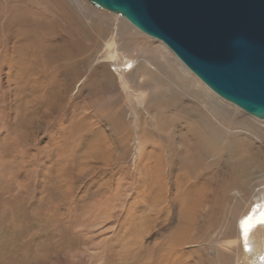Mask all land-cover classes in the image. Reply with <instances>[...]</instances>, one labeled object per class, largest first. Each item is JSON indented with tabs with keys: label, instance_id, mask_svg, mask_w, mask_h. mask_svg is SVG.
Segmentation results:
<instances>
[{
	"label": "rangeland",
	"instance_id": "rangeland-1",
	"mask_svg": "<svg viewBox=\"0 0 264 264\" xmlns=\"http://www.w3.org/2000/svg\"><path fill=\"white\" fill-rule=\"evenodd\" d=\"M32 1L0 0V146L8 145L12 156H0V210L9 208L12 199L22 206L15 208L13 223L3 210L0 212V264H141L143 254L155 251L154 243L165 245L169 241L175 244L171 250H179L189 264H243L245 260L238 256L236 248L225 250L214 242L230 232L228 221L254 199L232 206L222 172L228 165L236 174V158L253 156L255 180L264 187V119L252 117L219 97L160 40L144 34L120 14L90 0H78L79 5L74 0H34L38 6ZM7 17L14 19L10 23L13 28L6 26ZM42 21L48 28L34 26ZM38 35H43L45 43L47 37L55 47L59 43L66 59L59 58L58 63L40 60L42 56L38 57L40 52L34 44ZM22 47L34 52L35 62L28 57L23 58L30 62H19ZM108 51L113 58H106ZM126 59L136 60L135 71L121 72ZM103 64L111 79L103 84L104 89L87 92L86 77ZM148 68L153 74L147 73ZM72 69L80 72L82 81L69 89ZM185 71L203 87L188 78ZM124 79L135 84L151 79L147 86L163 94L171 92L177 103L173 108L169 104L158 110L146 109L147 114L141 111L142 120L146 117L143 130L150 140L146 145H137L132 128H125L130 136L126 144L123 142L125 129L117 122V112L123 110L126 124L139 101L121 88ZM139 93L147 101L148 90ZM194 113L203 120L206 137L198 145L192 140L193 132L199 130ZM208 129L216 132V145L209 141ZM151 144H157L163 152L162 175L158 159L148 154ZM190 144L192 150L187 151ZM154 159L158 167L153 165ZM145 173L149 175L147 185L154 179L153 188L163 184L165 199L157 206L154 217L147 210L153 219L144 234L139 210L148 205L143 199ZM193 185L200 190L184 196V188ZM220 198L221 204L216 202ZM23 225H27V232ZM250 245L257 247L258 239H251Z\"/></svg>",
	"mask_w": 264,
	"mask_h": 264
},
{
	"label": "water",
	"instance_id": "water-1",
	"mask_svg": "<svg viewBox=\"0 0 264 264\" xmlns=\"http://www.w3.org/2000/svg\"><path fill=\"white\" fill-rule=\"evenodd\" d=\"M160 40L222 99L264 119V0H90Z\"/></svg>",
	"mask_w": 264,
	"mask_h": 264
},
{
	"label": "bare ground",
	"instance_id": "bare-ground-1",
	"mask_svg": "<svg viewBox=\"0 0 264 264\" xmlns=\"http://www.w3.org/2000/svg\"><path fill=\"white\" fill-rule=\"evenodd\" d=\"M78 5H79V3H78V0H74ZM62 2V1H61ZM75 2H74V4H75ZM32 3H34L36 6H38V1L36 2V1H32ZM56 6V5H55ZM58 7V6H57ZM38 8V7H37ZM13 10H14V12H15V9L14 8H12ZM45 10V9H44ZM54 10H55V8H54ZM6 12H8L7 10H5ZM35 11V10H34ZM47 11H48V9H47ZM50 11V10H49ZM43 12V11H42ZM55 12V11H54ZM51 13H53V12H51ZM17 14V13H16ZM33 14V13H32ZM47 14V13H46ZM20 15V14H19ZM48 15V14H47ZM56 15H57V13H56ZM56 15H54V16H56ZM4 16V15H3ZM59 16V15H58ZM62 16V15H61ZM67 16V15H66ZM65 16V17H66ZM70 16V15H69ZM25 17H26V15H25ZM49 17H51V14H50V16ZM60 17V16H59ZM58 17V18H59ZM8 18V17H7ZM22 18V17H21ZM28 18V17H27ZM3 19V18H2ZM6 19V18H5ZM20 19V18H19ZM54 19V18H53ZM61 19H62V17H61ZM69 19V18H68ZM14 20V19H13ZM13 20L12 19H6L5 20V24H6V26L7 27H12V26H10V23L11 22H13ZM39 20V19H38ZM42 20V19H41ZM48 20V19H47ZM63 20H64V18H63ZM67 20V19H66ZM20 21V20H19ZM50 21V20H49ZM69 21H70V19H69ZM18 22V21H17ZM42 22H44V21H42ZM53 22V21H52ZM57 22V21H56ZM56 22H55V24H56ZM59 22V21H58ZM58 22H57V24H58ZM64 22V21H63ZM66 22V21H65ZM67 22H68V20H67ZM1 23V22H0ZM15 23H16V21H15ZM51 23V22H50ZM20 24V23H19ZM27 24H30V22H28ZM56 24V25H57ZM66 24V23H65ZM51 25V24H50ZM1 26V25H0ZM34 26H36L37 28L38 27H40L41 28V30L44 28V26H45V22L44 23H39V25L37 24V23H35V25ZM64 26V25H63ZM70 26V25H69ZM77 26V25H76ZM45 27H47V26H45ZM57 27V26H56ZM65 27V26H64ZM13 28V27H12ZM34 28V27H33ZM48 28V27H47ZM69 28V27H68ZM139 30V29H138ZM47 31V30H46ZM63 31V30H62ZM70 32V31H69ZM68 32V33H69ZM40 33V32H39ZM67 33V32H66ZM67 33V34H68ZM49 34H51V32L49 33ZM57 34V33H56ZM65 34V33H64ZM70 34V33H69ZM32 36V35H31ZM58 39H59V37H58ZM32 40V39H31ZM46 40H47V43H45L44 42V40H43V35H38V37L35 39V41H34V44L36 45V48L38 49V51L40 52L39 54H38V57L40 58V56H42V58H40V60H42L43 58L44 59H48V61H50V62H56V63H58L59 62V58L60 59H62V58H64V59H66L65 57V53H63V51L62 50H60L59 49V43H57V47H55V46H53L50 42H49V40H48V38L46 37ZM77 40V39H76ZM75 42V41H74ZM77 45H79L78 43H76ZM30 45V44H29ZM83 45V44H82ZM20 46V45H19ZM21 46H23V44L21 45ZM166 47V46H165ZM168 49V48H167ZM169 50V49H168ZM77 51H79V50H77ZM110 51V50H109ZM109 51H108V53L106 54L107 56H106V58H109V59H111V58H113V54H111V52L109 53ZM170 51V50H169ZM42 52V53H41ZM20 54H21V57H22V59L20 58L19 59V62H26V63H28V62H30L29 60H25L23 57H28L31 61H36V59L34 58L35 56H34V52L32 51V52H29V51H27L26 52V49L24 50V47H22V51L20 52ZM61 55H63V57H60ZM77 55V54H76ZM81 55V54H80ZM19 56V55H18ZM65 56V57H64ZM20 57V56H19ZM176 57V56H175ZM177 58V57H176ZM178 59V58H177ZM13 60V59H12ZM179 60V59H178ZM71 61H73V60H71ZM180 61V60H179ZM181 62V61H180ZM74 63V62H73ZM136 60H128V59H126V61H124V63H122V65H123V67H120L121 69V72H132V71H135L134 70V68L136 67ZM138 63H140V62H138ZM138 63H137V65H138ZM116 64H119V63H116ZM181 64L183 65V66H185L182 62H181ZM23 65V64H22ZM50 65V64H49ZM66 65V64H65ZM70 65V64H69ZM73 65H75V64H73ZM79 65H80V63H79ZM158 65H159V63H158ZM23 66H25V65H23ZM23 66H22V68H23ZM72 66V65H71ZM126 66V67H125ZM63 67H64V65H63ZM69 67V66H68ZM67 67V68H68ZM186 67V66H185ZM25 68H27V67H25ZM34 68H35V66H34ZM61 68V67H60ZM79 68V67H78ZM147 68V67H146ZM151 68V67H150ZM150 68H148L146 71H147V73H149V75H151V74H153L152 72H151V70H150ZM187 68V67H186ZM32 69V68H31ZM64 69V68H63ZM116 69V68H115ZM188 69V68H187ZM61 70H62V68H61ZM80 70V69H79ZM63 71V70H62ZM71 71H72V73H71ZM70 71V73H71V82H69L70 84H68L67 86H69L68 88L69 89H71L70 87L71 86H74L73 84H75V86H76V84H80L81 83V81H82V79L80 78V72L78 71V70H76V69H72ZM190 71V70H189ZM22 72V71H21ZM24 72V71H23ZM66 74H67V70H66ZM185 74H186V76L188 77V78H190V79H194V81H196V83H198V85L200 86V87H203L199 82H197V80H195V78H193V76L188 72V71H185ZM70 75V74H69ZM154 76V75H153ZM145 77H147L146 75H145ZM65 79V78H64ZM66 79H67V77H66ZM111 79V76L109 75V73L106 71V68H105V65L103 64V65H101V67H99V70H97V72H94V73H92V74H90L89 76H87L86 77V82L84 83V87H85V89L87 90V92L89 91H91V92H95L96 90L98 91L99 89H104L103 88V84H105L106 85V83H107V81L108 80H110ZM147 79V78H146ZM145 79V80H146ZM70 81V80H69ZM133 81V80H132ZM153 81H155L156 82V86H158V82L156 81V80H152V82ZM66 83V82H65ZM151 83V79H149V80H147V81H145V82H136V84L135 83H133V82H130L129 80H126V79H124V81H123V84L121 85V88L124 90V91H126V90H129L130 91V94L131 95H135L136 96V98H138L139 99V101L137 102L136 101V104H137V106H136V109H133V110H131V116H129V118L126 120L127 121V123L125 124L124 122H123V118L125 117L124 116V112H123V110H119L118 112H117V122H118V124L120 125V126H122V128H126V129H129V128H132L134 131H136L135 133H136V143H137V145H146L147 143H150V140H149V138H147L146 136H145V133H144V130H143V126H142V124L144 123L143 122V120H145V118H143V120H142V116H141V111L143 112V110H145L146 111V109H153V108H157V110H158V107H160V106H162V105H164V106H169V104H170V107H172L173 108V106H176L177 105V103H175L176 101H174L175 100V98L173 99L172 97H171V92H168V93H166V94H163L160 90H157V91H159V92H157V91H155L154 90V87H152V88H150V86H147V85H149ZM64 84V83H63ZM66 86V85H65ZM66 86V87H67ZM66 87H64V90H65V88ZM159 88V87H158ZM209 88V87H208ZM68 89V90H69ZM75 89V88H74ZM210 89V88H209ZM140 90H148V92L149 93H147V95H148V97H147V101H145L144 102V95H141L139 92H140ZM211 90V89H210ZM167 91V90H166ZM212 91V90H211ZM62 92V91H61ZM82 93V92H81ZM105 93H107V92H105ZM142 93V92H141ZM95 95V94H94ZM94 95H92V96H94ZM81 96H83V95H81ZM91 96V97H92ZM126 96H127V98L129 97V95L126 93ZM87 97V96H86ZM174 97V96H173ZM92 99H93V97H92ZM91 99V100H92ZM94 100V99H93ZM98 100V99H97ZM177 100V99H176ZM73 101V100H72ZM90 102V101H89ZM129 102H131V100H129ZM87 104V103H86ZM180 106V105H179ZM210 108L212 107V106H209ZM177 108V107H176ZM156 110V111H157ZM179 110V109H178ZM211 110V109H210ZM215 110L218 112V111H220V110H217L216 108H215ZM151 111V110H150ZM162 111V110H161ZM164 112V111H163ZM96 113V112H95ZM146 114H147V111L145 112ZM160 113V112H159ZM162 113V112H161ZM160 113V114H161ZM185 113V112H184ZM218 113H220V112H218ZM149 114V113H148ZM167 114V113H166ZM195 114V113H194ZM155 115V114H154ZM167 115H170V114H167ZM148 116V115H147ZM162 116V115H161ZM164 117V116H163ZM168 117V116H167ZM184 117V116H183ZM224 117V116H223ZM160 118H162V117H160ZM24 119V118H23ZM161 120V119H160ZM165 120V119H164ZM185 120V119H184ZM194 121L196 122V124L198 125V131L196 130V131H194L193 132V136H192V140L198 145V144H201V143H203V140H206V139H204V138H206V137H204V135H203V120H201V118H200V116H199V114H195L194 115ZM259 121V120H258ZM263 123H264V120H263ZM24 124H25V122H24ZM160 124V123H159ZM3 125V124H2ZM156 127V126H155ZM156 128H158V127H156ZM125 129V133H124V135H123V142L126 144L127 142H128V140H129V136H130V134H129V132H127V130ZM207 129V128H206ZM7 130V129H6ZM157 130V129H156ZM262 130L264 131V128H262ZM133 131V132H134ZM159 131V130H158ZM7 132H9V130H7ZM207 133H208V139H209V141L213 144V145H216L217 144V135H216V132L214 131V130H207ZM80 134V133H79ZM78 134V135H79ZM94 134V133H93ZM92 134V135H93ZM112 134V133H111ZM164 134H165V132H164ZM5 135H7V134H5ZM159 136V138L160 139H162L163 138V136L161 135V133H159L158 134ZM8 136V135H7ZM11 135H9V137H10ZM88 136V135H87ZM87 136H85V137H87ZM94 136V135H93ZM112 136V135H111ZM88 137H90V135L88 136ZM134 137V136H133ZM170 138V137H169ZM177 138V137H176ZM81 139V138H80ZM83 139V138H82ZM112 139V138H111ZM172 139V138H171ZM175 139V138H174ZM9 140H10V138H9ZM90 140V139H89ZM121 140V139H120ZM120 140H118V141H120ZM66 141V140H65ZM95 142V141H94ZM121 142V141H120ZM10 143V142H9ZM69 143V142H68ZM88 143H90V142H88ZM96 143V142H95ZM94 143V144H95ZM115 143V142H114ZM136 143H135V145H136ZM152 143H155V142H153L152 141ZM243 143V142H242ZM113 144V143H112ZM119 144V143H118ZM162 144V143H161ZM69 145V144H68ZM85 145V144H84ZM92 145V144H91ZM98 145V144H97ZM111 145V144H110ZM120 145H123V144H120ZM152 145V144H151ZM191 145V144H190ZM210 145V144H209ZM67 146V145H66ZM66 146H64V147H66ZM81 146V145H80ZM119 146V145H118ZM124 146V145H123ZM187 146V145H186ZM211 146V145H210ZM245 148H246V146L245 145H243ZM91 147V146H90ZM114 147V146H113ZM137 147V146H136ZM177 147V146H176ZM48 148V147H47ZM161 148V147H160ZM68 149H70V148H68ZM145 149V148H144ZM176 149H179L178 147L176 148ZM91 150V149H90ZM116 150V149H115ZM123 150V149H122ZM138 150V149H137ZM142 150H143V148H142ZM146 150V149H145ZM192 150V145L190 146V148L187 150V151H191ZM195 150V149H194ZM201 150V149H200ZM72 151V150H71ZM164 151V150H163ZM172 151V150H171ZM171 151H168L167 153H168V156L171 158V161H172V153H171ZM180 151V150H179ZM13 152V151H12ZM73 152V154H74V151H72ZM86 152H88L87 150H86ZM123 152V151H122ZM135 152V151H134ZM165 152V151H164ZM202 152V151H201ZM85 153V152H84ZM188 153V152H187ZM190 153V152H189ZM203 153V152H202ZM141 154H143V153H141ZM147 154V153H146ZM148 154L149 155H153V156H155V158H157L158 159V163H159V167L157 166V159H156V161H155V159H154V161L156 162V164H155V162H154V164L153 165H156L157 167H158V169H156V170H158L159 171V175H162V157H163V152H162V150H160L159 149V146L157 145V144H153L152 145V149H151V151H149L148 152ZM147 154V155H148ZM181 154H183L182 153V151H181ZM72 155V154H71ZM70 155V156H71ZM165 155V154H164ZM190 155L191 156H193L192 155V152L190 153ZM220 155V154H219ZM0 156L2 157V158H7V157H9V156H11V151L9 150V146L8 145H4V144H2L1 146H0ZM89 156V155H88ZM94 156V155H93ZM137 156H138V154H137ZM142 156H144V154L142 155ZM189 156V155H188ZM224 156H226V155H224ZM12 157V156H11ZM92 156H90V158H91ZM147 157V156H146ZM151 157V156H150ZM166 157V156H165ZM179 157H181V155H179ZM70 158V157H69ZM169 158V159H170ZM195 158H198V156L197 157H195ZM220 158V157H219ZM141 159V158H140ZM167 159V158H166ZM169 159H167L166 161H168ZM139 160V159H138ZM145 160V159H144ZM143 159H142V161H144ZM165 160V159H164ZM171 161H170V165H171ZM141 162V161H140ZM147 162V161H146ZM145 162V163H146ZM165 162V161H164ZM12 163V162H11ZM138 163V162H137ZM142 163H144V162H142ZM219 163V162H218ZM223 163V162H222ZM256 159H255V157H253V156H245V155H241V156H238L237 158H236V161L235 162H233V164L235 165V167H236V174L235 173H233V172H231L230 171V168L231 167H227L228 165H226L225 166V171L224 172H222V173H224L223 175H225V180H226V182L228 183V186L226 187V189L228 190V194H229V199H231V204H232V206H237V205H240L242 202H244V201H247L249 198H253L254 200L250 203V205L248 206V208L247 209H244V208H241L240 209V212L234 217V218H231L229 221H228V225L230 226V232L229 233H227V234H224L223 235V239L222 240H216L214 243H215V245H216V247H221L222 249H225V250H231L233 247L234 248H236V251H237V253H238V256L239 257H241V258H243L245 261H243L244 263L243 264H264V187H259L260 186V182H259V180H255L256 179V177L254 176V175H256ZM147 164V163H146ZM173 164V163H172ZM181 165V164H180ZM147 166H149V168H151L150 167V165H147ZM155 166V167H156ZM166 167V166H165ZM173 167V166H172ZM220 167V166H219ZM187 168V167H186ZM186 168H184V169H186ZM152 169V168H151ZM154 169V168H153ZM150 170V171H153L154 172V170ZM171 169V168H170ZM169 169V170H170ZM188 169V168H187ZM206 169V168H205ZM87 170H88V168H87ZM155 170V171H156ZM165 170V169H164ZM179 170V169H178ZM183 170V169H182ZM123 171V170H122ZM145 171V170H144ZM158 171H156V172H158ZM166 171V170H165ZM180 171V170H179ZM186 171V170H185ZM197 171V170H196ZM216 171H217V168H216ZM215 171V172H216ZM152 172V173H153ZM217 172H219V176H220V179L218 178V180H220V182H221V167H220V169H219V171H217ZM152 173H150V174H152ZM185 172H183V174H184ZM146 174V173H145ZM149 174V173H148ZM155 174V173H154ZM156 175V174H155ZM159 175H157V176H159ZM215 175V174H214ZM145 177H144V192H143V199H144V201L145 202H148V205H147V203H145L147 206H145L142 210H139V211H141V220H140V224H141V229H142V232L145 234V232H146V228L148 227V224H149V221L150 220H152L153 218H151V217H149L148 216V213H147V210H149L150 212H151V214H152V216L154 217L155 216V212H156V208H158L157 206L165 199V193H164V189H163V184H159V186H156V187H154L153 188V182L155 183V181L154 180H156V179H154L155 178V176H153V179L152 178H150L151 180H153L152 182H148V185H147V181H148V177H149V175H144ZM188 176V175H187ZM204 176V175H203ZM218 175H216L215 177H217ZM151 177V176H150ZM157 178V177H156ZM214 179V178H213ZM191 180V179H190ZM199 180V179H198ZM72 182V181H71ZM159 182V181H158ZM163 182V181H162ZM186 182V181H185ZM188 182V181H187ZM198 182V181H197ZM197 182H195L194 181V183H197ZM218 181H216V183H217ZM200 183H201V181H200ZM198 184V183H197ZM218 184V183H217ZM173 185H175V184H173ZM186 185V184H185ZM175 186H177V185H175ZM200 186H202L203 187V185H200ZM179 188H181V187H179ZM178 188V189H179ZM200 188V187H199ZM219 188V187H218ZM195 189L196 190H200V189H197L196 188V185H193L192 187H185L184 188V196H186V195H189V193L192 191V192H195ZM8 190V192H9V189L6 187V191ZM171 190V189H170ZM100 192V191H99ZM174 192H175V190H174ZM179 192V191H178ZM196 192H198V191H196ZM200 192V191H199ZM201 192H202V190H201ZM200 192V193H201ZM142 193V192H141ZM183 193V192H182ZM203 193V192H202ZM220 193V192H219ZM172 194V193H171ZM171 194H169V195H171ZM168 195V196H169ZM176 195H177V191H176ZM181 195V194H180ZM179 195V196H180ZM196 195V194H195ZM202 195V194H201ZM220 195V194H219ZM141 196H142V194H141ZM197 197H198V195H197ZM204 197V196H203ZM177 198V197H176ZM181 198H182V196H181ZM191 198V197H190ZM200 198H201V196H200ZM199 198V199H200ZM171 199V198H170ZM183 199V198H182ZM13 200V199H12ZM12 200L10 201V206H9V208H3L2 210H3V213H6L8 216H9V220H10V223H13V216H14V210H15V208L17 207V206H19L20 208L22 207V206H20V205H18V203H17V201H14V202H12ZM177 200V199H176ZM175 200V201H176ZM185 200V199H184ZM188 200V199H187ZM187 200H185L186 202H187ZM144 201H143V203H144ZM173 201V200H172ZM174 201V202H175ZM229 201V200H228ZM19 202H21V201H19ZM128 202V201H127ZM173 202V203H174ZM216 202L217 203H220L221 204V198L220 199H218V201L216 200ZM142 203V202H141ZM194 203H199V202H195L194 201ZM193 203V204H194ZM173 205V204H172ZM188 205V204H187ZM196 206L197 205H199V204H195ZM214 205V204H213ZM181 206V205H180ZM192 206V205H191ZM181 207H183V206H181ZM221 207V206H220ZM141 208V207H140ZM176 208V207H175ZM162 209V208H161ZM177 209V208H176ZM195 209V208H194ZM208 209V208H207ZM2 210H0V212H2ZM62 210V209H61ZM164 210V209H163ZM162 210V211H163ZM180 210H181V208H180ZM188 210H190V209H188ZM188 210H186V211H188ZM231 210V209H230ZM159 211V210H158ZM249 211H251L250 212V214L252 215V218H247V219H244V223L249 227V226H253V227H255L254 228V230L252 231V233H250V234H247V230H246V228L244 227V228H242V230L240 231V229H239V225H240V221H241V218L244 216V215H246L247 216V214L246 213H248ZM190 212V211H189ZM222 212V211H221ZM157 213V212H156ZM188 213V212H187ZM191 213V212H190ZM162 214V213H161ZM177 214V213H176ZM184 214V213H183ZM219 215H220V213H218ZM33 215V214H32ZM202 215V214H201ZM162 216V215H161ZM191 216V215H190ZM20 217L21 218H23V212L21 213V215H20ZM25 217V216H24ZM43 217V216H42ZM186 217V216H185ZM224 217V216H223ZM68 218V217H67ZM188 218H189V216H188ZM193 218V217H192ZM245 218V217H244ZM25 219V218H24ZM140 219V218H139ZM179 219H180V217H179ZM179 219H178V221H179ZM196 219V218H195ZM209 219V218H208ZM157 221V220H156ZM155 221V222H156ZM163 221V220H162ZM161 221V222H162ZM177 221V222H178ZM226 221H227V219H226ZM60 223V222H59ZM192 223V222H191ZM206 223H207V221H206ZM152 224V223H151ZM156 224V223H155ZM184 224V223H183ZM188 224H190V223H188ZM29 225H30V223H29ZM206 225V224H205ZM140 226V225H139ZM154 226V225H153ZM173 226V225H172ZM178 226H179V224H178ZM150 228H151V226H149ZM56 228V227H55ZM169 228V227H168ZM175 228V227H174ZM190 228V227H189ZM177 229V228H176ZM179 229V228H178ZM177 229V230H178ZM187 229V228H186ZM185 229V230H186ZM253 229V228H252ZM23 230L24 231H26L27 230V225H23ZM165 230V229H164ZM172 230H173V227H172ZM224 230V229H223ZM158 231V230H157ZM27 232V231H26ZM141 232V233H142ZM174 232V231H173ZM175 232H176V230H175ZM165 233V232H164ZM178 233V232H177ZM177 233H176V235H177ZM242 233V235H243V237L244 236H246V238H247V240L246 241H244V242H242V240H241V237H240V234ZM163 234V233H162ZM173 234V233H172ZM172 234H170V238H171V235ZM179 234V233H178ZM179 236H180V234H179ZM184 236V235H183ZM254 237H256L257 239H258V243H259V245L257 246V247H253L252 248V246L250 245V241H251V239H253ZM154 238V237H153ZM170 238H167V241L170 239ZM172 238H174V236L172 237ZM176 238H180V237H176ZM176 238H174V239H176ZM162 239V238H161ZM171 240V239H170ZM9 241V240H8ZM159 241V240H158ZM172 241H173V239H172ZM155 242V241H154ZM153 242V243H154ZM164 242V241H163ZM170 242V241H169ZM166 243L165 245L164 244H156V243H154L155 245H153V248H154V250L155 251H153V253L151 252V253H145V254H143V256H142V262H141V264H189V262H188V260L185 258V256H184V254H180L179 253V250H178V252H177V250H175V249H172L171 250V248L172 247H175V244L173 243V242H170V243ZM183 242V241H182ZM181 242V243H182ZM161 243V242H160ZM165 243V242H164ZM178 243H180V242H178ZM147 244V243H146ZM238 244H240V246L238 245ZM181 245V244H180ZM183 245V244H182ZM242 245V246H241ZM144 246H146V245H144ZM243 246H246L247 248H248V251H245V249H244V247ZM146 247H148V246H146ZM178 247V246H177ZM240 247V248H239ZM151 248H152V246H151ZM147 250V249H146ZM181 250V249H180ZM181 252V251H180ZM248 252H250L249 254H248ZM182 253V252H181ZM190 254V253H189ZM193 255V254H192ZM248 255V256H247ZM191 257V256H190ZM226 257V256H225ZM236 257V256H235ZM237 258V257H236ZM226 259H228V258H226ZM240 260V259H239ZM239 260L237 259L236 261H238L239 262ZM235 261V260H234Z\"/></svg>",
	"mask_w": 264,
	"mask_h": 264
},
{
	"label": "clouds",
	"instance_id": "clouds-1",
	"mask_svg": "<svg viewBox=\"0 0 264 264\" xmlns=\"http://www.w3.org/2000/svg\"><path fill=\"white\" fill-rule=\"evenodd\" d=\"M245 219V218H244ZM244 219H242L241 221H240V225L238 226L239 227V229H240V231L242 230V228H246V230H247V234H250V230L252 229V228H255V227H253V226H247L245 223H244ZM250 227H251V229H250ZM240 237H241V240L242 241H246L247 240V238H246V236H244L243 237V235H242V233L240 234Z\"/></svg>",
	"mask_w": 264,
	"mask_h": 264
}]
</instances>
